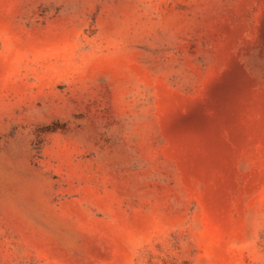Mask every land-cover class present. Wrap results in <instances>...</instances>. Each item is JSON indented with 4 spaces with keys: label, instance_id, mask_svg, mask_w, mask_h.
I'll return each instance as SVG.
<instances>
[{
    "label": "rangeland",
    "instance_id": "obj_1",
    "mask_svg": "<svg viewBox=\"0 0 264 264\" xmlns=\"http://www.w3.org/2000/svg\"><path fill=\"white\" fill-rule=\"evenodd\" d=\"M0 264H264V0H0Z\"/></svg>",
    "mask_w": 264,
    "mask_h": 264
}]
</instances>
